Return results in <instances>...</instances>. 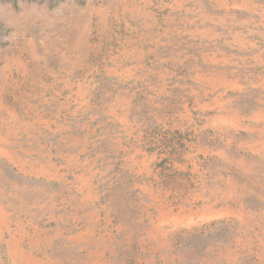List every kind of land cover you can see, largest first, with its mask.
Returning <instances> with one entry per match:
<instances>
[{"label": "rangeland", "instance_id": "obj_1", "mask_svg": "<svg viewBox=\"0 0 264 264\" xmlns=\"http://www.w3.org/2000/svg\"><path fill=\"white\" fill-rule=\"evenodd\" d=\"M0 264H264V0H0Z\"/></svg>", "mask_w": 264, "mask_h": 264}]
</instances>
